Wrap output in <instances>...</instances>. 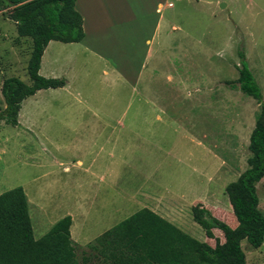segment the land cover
I'll list each match as a JSON object with an SVG mask.
<instances>
[{"label": "rangeland", "instance_id": "rangeland-1", "mask_svg": "<svg viewBox=\"0 0 264 264\" xmlns=\"http://www.w3.org/2000/svg\"><path fill=\"white\" fill-rule=\"evenodd\" d=\"M124 1L105 0L106 23L88 25L85 41L50 42L39 74L65 86L24 100L22 125L0 121V194L21 187L43 204L45 215L29 212L36 240L71 216L78 264H112L91 245L138 210L128 199L145 184L174 209L166 219L199 242L195 201L233 226L225 187L247 168L260 110L228 85L240 53L264 103V0ZM30 48L0 11V111L5 79L30 84ZM257 195L264 214V177ZM241 246L248 264H264L263 246Z\"/></svg>", "mask_w": 264, "mask_h": 264}, {"label": "trees", "instance_id": "trees-1", "mask_svg": "<svg viewBox=\"0 0 264 264\" xmlns=\"http://www.w3.org/2000/svg\"><path fill=\"white\" fill-rule=\"evenodd\" d=\"M0 11L15 23L18 38H29L26 66L30 84L18 78L2 82L5 104L0 121L19 126L24 100L38 91L63 88L64 79L39 74L41 59L50 42L79 43L84 38L83 20L75 0H0ZM238 78L228 85L260 105L249 136L247 168L225 187L236 220L229 226L201 203L191 216L207 240L199 242L148 209H142L95 239L92 249L112 264H246L241 243L258 249L264 242V214L259 209L257 184L264 177V103L261 88L239 54ZM28 200L21 187L0 194V264H78L71 238V216L62 217L40 239L33 236ZM236 225V226H235ZM218 232L219 237L215 234Z\"/></svg>", "mask_w": 264, "mask_h": 264}, {"label": "crops", "instance_id": "crops-1", "mask_svg": "<svg viewBox=\"0 0 264 264\" xmlns=\"http://www.w3.org/2000/svg\"><path fill=\"white\" fill-rule=\"evenodd\" d=\"M153 2H155L156 6H159V8H161V4L159 2V0H151ZM125 5L127 6V8H129V3L128 1H124ZM105 0H75V8L76 10L78 11V13L81 15L82 17V20H83V32H84V38L82 41H85L86 37H87V31H86V28L88 27V25H92V26H96L98 27V24L100 23H106L104 21V17L100 15V12L101 11H105V10H102L101 8H104L105 7ZM168 5V4H167ZM169 7V6H168ZM82 8V9H81ZM82 11V12H81ZM90 11V15H92L91 17H94L92 20H87V18L85 17V15L87 16L89 14ZM90 17V18H91ZM98 29V28H97ZM90 33V32H89ZM95 39V41L97 40V38H93L92 37V41ZM81 41V42H82ZM60 43V42H59ZM80 43V42H79ZM147 43H149V41H147ZM72 44H76V43H72ZM49 45V44H48ZM47 45V46H48ZM47 48V47H46ZM46 50V49H45ZM149 51V50H148ZM45 52V51H44ZM43 57V56H42ZM42 60V59H41ZM41 65H42V62L40 64V69L39 71L41 70ZM39 92V91H38ZM19 122V125H22V123L20 122V120H18ZM254 123V122H253ZM255 124V123H254ZM252 131V130H251ZM250 131V133H251ZM250 136V134H249ZM249 144V143H248ZM247 145V144H246ZM250 155V153H249ZM248 159V158H247ZM89 169H91L89 167ZM68 171V169H67ZM88 172V168L84 169L83 170V173L84 174H87ZM106 172H108V169H106ZM112 176H110L108 173L107 174H102L100 177H99V183L101 185H105L109 178H112ZM261 184V181L257 184V192H258V188H259V185ZM114 188V187H113ZM147 188V185H143V186H140L138 188H136L134 190L133 193H131V197L128 199V203L131 204L132 206L136 207L135 209L137 210L136 212L142 210V209H148L152 212H154L155 214H157L158 216H160L161 218L165 219L166 221H168L170 224H172L169 220L166 219V217L163 215H167V214H171L173 213L174 209H171L172 211H167V203L165 201L162 202V198L160 199V197H153L152 195H149L148 194V191L146 190ZM119 196V195H117ZM163 197V196H162ZM154 199V200H153ZM28 200V199H27ZM195 203H199V201H195L192 206L195 204ZM43 204H37L36 205L33 203L30 202V200H28V208H29V212L31 210V207L33 206V209L38 213V216L40 215H45L46 214V209L42 206ZM191 206V207H192ZM260 209V207H259ZM135 212V213H136ZM169 216V215H167ZM46 223V221H44V224ZM40 224H43V222H41ZM175 226V225H174ZM180 226V225H179ZM176 225V227H179ZM236 226V225H235ZM38 227V225H37ZM181 227V226H180ZM33 229V228H32ZM39 229H42L39 227ZM179 229V228H178ZM108 231V230H107ZM182 231V230H181ZM70 232H71V236H72V231H71V228H70ZM106 232V231H105ZM79 236H81L80 234H78ZM78 236V237H79ZM72 238V237H71ZM73 240V239H72ZM73 242H76V241H73ZM81 245V242L80 244ZM264 247V243L262 245ZM261 248V247H260ZM259 249V248H258ZM259 254H261L259 252ZM246 259V257H245ZM246 264H248L247 262V259H246Z\"/></svg>", "mask_w": 264, "mask_h": 264}, {"label": "built area", "instance_id": "built-area-1", "mask_svg": "<svg viewBox=\"0 0 264 264\" xmlns=\"http://www.w3.org/2000/svg\"><path fill=\"white\" fill-rule=\"evenodd\" d=\"M169 7L171 6V5H168Z\"/></svg>", "mask_w": 264, "mask_h": 264}, {"label": "water", "instance_id": "water-1", "mask_svg": "<svg viewBox=\"0 0 264 264\" xmlns=\"http://www.w3.org/2000/svg\"><path fill=\"white\" fill-rule=\"evenodd\" d=\"M221 7H223V5Z\"/></svg>", "mask_w": 264, "mask_h": 264}]
</instances>
